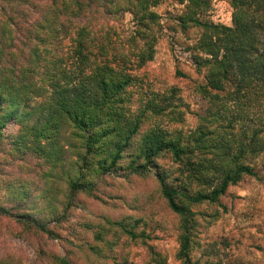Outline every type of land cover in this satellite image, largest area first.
I'll return each instance as SVG.
<instances>
[{"label": "trees", "instance_id": "trees-1", "mask_svg": "<svg viewBox=\"0 0 264 264\" xmlns=\"http://www.w3.org/2000/svg\"><path fill=\"white\" fill-rule=\"evenodd\" d=\"M164 2L0 0V230L36 264H169L129 194L145 186L175 222L179 264H231L201 235L232 189L264 184V0H230L231 26L210 19L212 0H174L172 30L197 32L196 109L178 87L145 88Z\"/></svg>", "mask_w": 264, "mask_h": 264}, {"label": "rangeland", "instance_id": "rangeland-1", "mask_svg": "<svg viewBox=\"0 0 264 264\" xmlns=\"http://www.w3.org/2000/svg\"><path fill=\"white\" fill-rule=\"evenodd\" d=\"M156 11L162 17L164 26L163 36L157 45V54L154 61L150 62L142 75L146 90L154 92H167L172 86L178 87L180 95L185 102L196 109L201 101L195 98L193 92L194 80L200 79L193 66L191 53L187 46L195 41L196 31L183 34L174 31L176 17L183 12V7L166 0ZM210 19L221 25H232L233 8L230 0H212ZM130 16L119 21L121 26L118 34L124 38L133 30ZM178 70L185 72L188 77L177 75ZM141 192L137 199L140 213L151 217L149 228H156L157 236L154 244L164 250L169 257V264H179L176 260L179 244L175 222L169 216L165 206L158 199L152 186H145L134 191ZM228 212L212 228L201 235L204 246L214 248L220 252V257L231 264L244 262L245 264H264V184L249 179L241 186L230 191L225 199ZM226 243L228 245L226 246ZM52 248L60 250L58 243L54 242ZM218 252H216L218 254ZM14 254L21 258L23 264H36V249L29 242L13 238L0 230V256ZM136 261H143L144 252L137 250L133 256Z\"/></svg>", "mask_w": 264, "mask_h": 264}]
</instances>
